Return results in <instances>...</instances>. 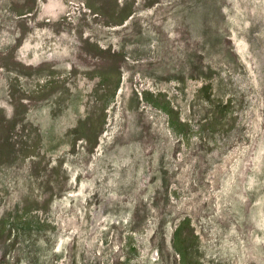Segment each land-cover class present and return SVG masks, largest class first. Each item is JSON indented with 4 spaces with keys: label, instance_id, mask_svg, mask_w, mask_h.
<instances>
[{
    "label": "rangeland",
    "instance_id": "obj_1",
    "mask_svg": "<svg viewBox=\"0 0 264 264\" xmlns=\"http://www.w3.org/2000/svg\"><path fill=\"white\" fill-rule=\"evenodd\" d=\"M0 264H264V0H0Z\"/></svg>",
    "mask_w": 264,
    "mask_h": 264
}]
</instances>
